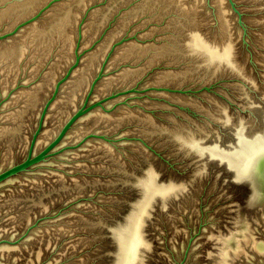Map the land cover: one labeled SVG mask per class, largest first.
Wrapping results in <instances>:
<instances>
[{"label": "water", "instance_id": "water-1", "mask_svg": "<svg viewBox=\"0 0 264 264\" xmlns=\"http://www.w3.org/2000/svg\"><path fill=\"white\" fill-rule=\"evenodd\" d=\"M0 264H264V0H0Z\"/></svg>", "mask_w": 264, "mask_h": 264}]
</instances>
